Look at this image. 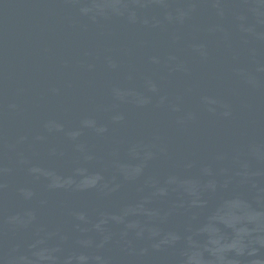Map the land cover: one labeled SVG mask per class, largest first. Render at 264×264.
I'll use <instances>...</instances> for the list:
<instances>
[{
	"label": "water",
	"instance_id": "95a60500",
	"mask_svg": "<svg viewBox=\"0 0 264 264\" xmlns=\"http://www.w3.org/2000/svg\"><path fill=\"white\" fill-rule=\"evenodd\" d=\"M0 264H264V0H0Z\"/></svg>",
	"mask_w": 264,
	"mask_h": 264
}]
</instances>
